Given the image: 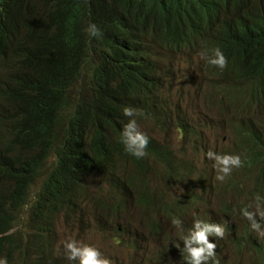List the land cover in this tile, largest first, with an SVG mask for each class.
Returning <instances> with one entry per match:
<instances>
[{
  "label": "clouds",
  "instance_id": "9594fccd",
  "mask_svg": "<svg viewBox=\"0 0 264 264\" xmlns=\"http://www.w3.org/2000/svg\"><path fill=\"white\" fill-rule=\"evenodd\" d=\"M198 17L212 37V45L219 43V46H228L231 53L238 51L248 42L258 39L262 33L259 28V15L246 11L237 14L234 11V0H221L217 5H201ZM87 31L90 36L98 33L95 24H90ZM217 45L205 51L194 50L192 53L184 48H176L173 52L165 51V55L156 54L159 58L163 56V59L155 70L168 69L167 77L162 78V90L153 101L144 82L129 87V92L144 105L145 111L142 115L147 114V116L137 123L134 118L135 109L125 106L122 113L129 117V120L124 122L119 132H116L112 125L104 124L103 118H100L106 109L103 110L96 93L102 91L105 84L98 86L95 83L97 61L91 66L86 65L79 72L75 86L65 88L64 79L56 80L46 86L49 94L62 92L61 107L45 117L32 115V120L38 122L39 126L28 128L30 145L27 147L15 142L14 127L19 122L16 107L0 101V150L5 146H12L9 153L10 165L16 170L26 161L32 162L37 167L36 174L21 194H18L20 187L10 179V173L0 178V197L4 195L7 199L5 210L13 219L11 229L7 232L0 219V245H4V256H0V264H14L12 259L15 252L10 262L5 257L9 249L6 240L15 237L16 247L17 240L24 242L20 233H12L17 213L24 209L33 231L29 233V248L26 244L22 251V263L27 264L30 257H33L35 262L44 257V261L48 264H65L59 256H52L54 218L64 209L73 213L82 211L84 206L80 202L84 198L89 199L90 204L97 210L81 214V222L78 224H82L86 215L91 214V228L95 227L98 232L111 235L113 240L121 245L126 241L134 247L142 245L138 232L134 230L136 222L132 217L133 208L141 211V221L147 225L152 234L156 235L160 233L161 219L172 221V224L181 230L193 218V226L186 229L180 248L171 246L161 251L159 256L151 258V264H166L173 259L177 260L175 264H264V117L260 115L264 105L260 102V93L253 81L227 80L220 75L219 69H224L228 61ZM158 46L155 45L156 48ZM143 49L147 50L143 55L151 57V50L145 43ZM198 54L204 59L201 68L207 69V74L210 76L205 80L206 85L213 88L212 107L226 119L234 117L236 124L232 132L236 136V148L241 150L240 155L221 154L211 149L207 151L206 156L213 161V168L216 169V179L223 181L234 167H240L241 163L247 165V170L240 175L241 179L232 182L234 190L238 191L233 195V199L237 202L234 205H224L222 213L203 214L192 209L188 205L199 201L196 196H192L189 201L178 199L169 202L166 193L161 189L149 193L147 188L140 190L136 186L153 163L167 173H175L178 176L185 175L184 170H193L190 162L178 160L170 146L158 144L148 132L140 131L139 126L147 118L161 127L169 122V128L178 129V133L184 139L187 136H196L202 131L198 128L199 119L190 118L188 111L183 109L185 105L183 98L177 99L170 112L165 105V94L169 89L166 81L174 75V66H178L176 61H185L183 67L177 71L182 75L185 69L198 66V62L187 65L190 56L199 58ZM170 59L171 64L168 63ZM9 64L7 60V68ZM114 65L116 66L117 63ZM120 73L121 78L118 74L111 75L106 83L105 95H114L123 79V72ZM10 76L16 75L5 69L1 61L0 86L2 81ZM181 87L186 86L184 81L180 84L179 79V89ZM74 91H76L75 95L71 96ZM79 105L84 106L81 121L88 125L89 130L85 138L79 136L77 147L73 149L72 132L63 123L67 122L65 115L72 117L77 115ZM53 120L60 123L50 125L49 122ZM97 131L102 132L105 141L113 146L108 152H105L94 140ZM119 142L122 143L123 150L115 148ZM244 143L247 146L246 150L241 148ZM70 150L75 151L70 152ZM51 158H53V167L48 170L46 166ZM150 158L153 162H150ZM139 161L141 164L138 163ZM121 164L124 168L132 167L128 176H123L118 171V166ZM186 166L190 168L186 169ZM100 173L102 184L99 186L96 182L98 178L95 176ZM129 179L135 183L134 186L128 183ZM36 180L41 181V185L36 193L31 195ZM95 184L98 185L97 191H92L91 186ZM104 186L107 188L106 191L100 193L101 187ZM59 189L64 193L62 197L53 201L46 200L53 191ZM122 189H125L124 194L121 192ZM36 205L40 215L49 218L47 221L38 222L33 212ZM32 238L38 250L37 255H32L30 252ZM229 240L231 245L227 243ZM63 247L65 257L69 260L67 264H114L115 262L99 247L72 238L63 241ZM28 254L31 255L29 258Z\"/></svg>",
  "mask_w": 264,
  "mask_h": 264
},
{
  "label": "trees",
  "instance_id": "16d2710c",
  "mask_svg": "<svg viewBox=\"0 0 264 264\" xmlns=\"http://www.w3.org/2000/svg\"><path fill=\"white\" fill-rule=\"evenodd\" d=\"M220 3L221 0H0V62L16 75L2 81L0 101L16 107L18 112L15 142L24 147L30 145L28 128L39 126L32 115L45 117L60 109L62 92L49 94L46 86L61 79L65 80V88L75 86L79 72L95 61V83L105 84L102 91L96 93L103 110L106 109L100 116L103 123L112 125L116 132L121 131L124 122L129 120L122 113L125 106L135 109L137 123L143 121L147 116L142 115L144 105L129 92V87L144 82L154 101L162 90V78L168 72L162 68L155 70L163 56L157 57L149 43L154 47L159 45L162 55L176 48L192 53L215 47L217 44L212 45V37L201 24L198 11L201 5ZM234 11L258 14L262 33L234 53L228 46L218 43L228 61L224 69H218L227 80L253 81L264 105V0H234ZM90 24H95L97 35L88 34ZM144 43L150 48L151 57L143 55L147 51L143 49ZM120 71L123 79L114 95H105L106 83L112 74L121 78ZM83 108L79 105L74 117L65 115L67 122L63 123L72 132L73 149L77 147L79 136L85 138L89 130L81 121ZM260 115L264 117V109ZM55 123L60 122H49L50 125ZM105 139L100 131L94 136L108 152L113 146ZM115 148L123 150L122 143H117ZM11 149L12 146H5L0 150V178L10 173V179L20 187L18 194H21L36 174L37 167L26 161L16 170L10 165ZM63 195L59 189L46 200L53 201ZM6 204L7 199L1 195L0 219L5 232L11 229L13 222L5 210ZM33 212L38 222L49 219L40 215L37 205ZM15 240L11 237L5 241L9 246L5 256L9 262L18 249ZM3 248L4 245H0V256H4ZM36 264L48 263L43 257Z\"/></svg>",
  "mask_w": 264,
  "mask_h": 264
},
{
  "label": "rangeland",
  "instance_id": "374dc122",
  "mask_svg": "<svg viewBox=\"0 0 264 264\" xmlns=\"http://www.w3.org/2000/svg\"><path fill=\"white\" fill-rule=\"evenodd\" d=\"M149 45L152 46L153 52L156 54L161 53L159 48L154 47L151 43ZM197 56L199 58L190 56V61L187 65L198 62V66L185 69L182 75L177 71L183 67L182 64H185V61H176L178 66H174V75L170 76L166 81L169 89L165 94V105L170 112L173 105L177 103V99L180 98L181 100L183 98L185 102L183 109L188 111L190 118L199 119L198 128L202 131L199 134L197 133L196 136H187L184 139L181 138L178 129L175 127L169 128V122L165 123L164 127H161L147 118L139 126L140 131L148 132L156 139L158 144L170 146L178 160L190 162L193 165V170H184L186 174L178 176L175 173H167L159 165L153 163L152 167L146 170L144 178L136 186L140 190L147 188L149 193L161 189L166 193L169 202H174L178 199L189 201L192 196H196L199 201L188 205L192 209L203 214L209 212L222 213L224 205H234L237 202V200L233 199V195L238 193V191L234 190L232 182L233 180L241 179L240 175L247 170V165L241 163L240 167H234L223 181L216 179V169L213 168V161L207 158V151L211 149L221 154L240 155L241 150L236 148V136L232 132L236 120H234V117L224 118L212 107L214 102V99H212L214 97L213 88L208 87L205 80V78L210 76L207 74V69L201 68L204 64V59L201 58L200 54ZM171 61L170 59L168 63L171 64ZM179 79L180 84L184 81L186 87L179 89ZM75 93L76 91L71 96H74ZM241 148L242 150L247 149L245 143ZM150 162H153L152 158H150ZM52 167L53 158L48 161L46 169L49 170ZM185 168L189 169L190 166ZM130 169L128 167L124 168L122 164L118 166V171L123 176H128L129 172H131ZM95 177L98 178L96 182L100 186L102 184L101 173ZM128 183L132 186L135 184L130 179ZM97 184L91 186L92 191H97ZM142 184L146 185L142 187ZM40 185L41 181L38 182L36 180L32 187L31 195L36 193ZM106 189L105 186L101 187L100 193H104ZM80 204L84 206L82 211L73 213L68 209H64L54 218L55 222L53 223L51 239L53 244L52 256H59L65 264L69 263V260L65 257L63 241L69 238L99 247L106 255L113 258L114 264H151V258L159 256L161 251H165L171 246L179 249L182 236L189 226L190 228L193 226L194 222L193 218H191L189 223H186L180 230L172 224V221L161 219L159 224L161 227L160 233L156 235L152 234L147 225L141 221V211L133 208L132 217L136 222L134 230L138 232L142 245L134 247L129 241L121 245L117 244L111 235L98 232L95 227L91 228V214L86 215L82 220V224H78L81 222V214L85 212L92 213L97 210L90 204L89 199H82ZM31 231H33V228L32 224L28 222V217H26V209L21 210L17 213V220L14 223L12 233H20L24 238V242L16 241L18 251H15L12 259L14 264H23L22 251L28 244ZM34 242L35 240L32 238L30 240V252L32 255H37L38 250H36ZM227 243L229 245L232 244L230 240ZM33 247L34 250H32ZM175 263H177L175 259L166 262V264ZM27 264H36V262L33 257H30L27 260Z\"/></svg>",
  "mask_w": 264,
  "mask_h": 264
},
{
  "label": "bare ground",
  "instance_id": "6f19581e",
  "mask_svg": "<svg viewBox=\"0 0 264 264\" xmlns=\"http://www.w3.org/2000/svg\"><path fill=\"white\" fill-rule=\"evenodd\" d=\"M121 192H122V194H124V193H125V189H122V191H121Z\"/></svg>",
  "mask_w": 264,
  "mask_h": 264
}]
</instances>
